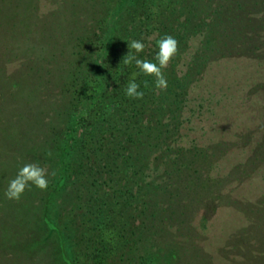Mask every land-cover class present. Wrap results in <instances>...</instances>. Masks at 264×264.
Instances as JSON below:
<instances>
[{
	"label": "rangeland",
	"instance_id": "1",
	"mask_svg": "<svg viewBox=\"0 0 264 264\" xmlns=\"http://www.w3.org/2000/svg\"><path fill=\"white\" fill-rule=\"evenodd\" d=\"M69 1L0 0V264H264V0H108L119 17L112 38L124 35L115 45L138 40L127 26L144 16L141 8L148 13L138 34L143 53L159 52L155 42L166 35L179 42L163 72L187 80L172 143L188 165L182 158L180 169L165 159L156 166L173 186L154 199L155 215L137 206L140 199L118 196L136 194L132 182H118L115 194L110 186L111 201L91 200L90 176L82 174L79 192L66 195L67 186L50 201L59 234L46 236L45 190L32 185L18 201L6 197L27 163L55 172L49 181L56 177L51 137L73 113L95 108L100 119L120 112L107 97L83 104L77 93L101 73L70 38L69 27L76 34L83 28L68 21ZM197 21L203 30L190 31ZM125 80L91 90L108 93ZM154 95L159 99L160 89ZM119 161L115 155L104 167Z\"/></svg>",
	"mask_w": 264,
	"mask_h": 264
},
{
	"label": "trees",
	"instance_id": "2",
	"mask_svg": "<svg viewBox=\"0 0 264 264\" xmlns=\"http://www.w3.org/2000/svg\"><path fill=\"white\" fill-rule=\"evenodd\" d=\"M67 7V15L70 18L68 21L78 26L80 24L83 28L76 34L72 29L73 26L69 27L70 38L71 40L74 39V42H76V39L77 45L81 46L80 53L82 56L88 57V66L99 67L98 70L101 73L99 79H102L100 81L98 77L93 78V84L81 87L77 93L84 94L83 104L90 103L93 98L96 99L95 96L97 98L100 95L107 97L110 101L120 105V112L110 110L113 112L111 115L102 116L100 119L95 108H88V112L82 114L73 113L66 125H61L54 136L51 137L50 146L52 149L49 152L51 154L49 159L55 165L57 164L58 171L56 177L49 181L47 190L41 196L44 200L41 218L46 228V236L52 231L59 234L57 223L47 213L51 208L50 201L54 200L58 192L67 186L69 190L66 195H72L76 191L79 192L80 187L77 183L82 174L90 176L89 185H92V188L91 190L87 188V190L92 194L91 200L106 202L102 197L107 195L111 201L112 198L109 195L111 187L114 189L115 194L121 189L116 187L118 182L127 181V184L132 182V184L135 183L138 186V192L133 194L125 189L124 192H121L122 194L117 193L118 196L123 195L126 202L130 197L134 198V202H138L135 198L140 199L141 202L137 206L148 210L150 215H155L153 208L156 201L154 199L161 193L170 194L169 188L173 186L168 174H161L158 170V172H155L156 166L165 159L171 161L170 166L173 165L175 169H180L177 164L182 158L183 160L180 162L183 163L181 165L185 167L188 165V162L184 161L185 155L183 152L176 150V146L172 143L186 95V78L182 75L173 74L176 73L175 70L165 72L168 87L166 90L160 89L162 97L156 99L154 93L158 88L155 84V77L141 72L136 67L135 62L131 65L124 64L123 59L130 53L139 59L157 63L158 51L157 53H137L129 47L121 48L119 45H115L119 39L112 38L115 36L112 34V30L119 17L115 14L112 8L113 5L109 4L108 0H70ZM136 13L134 12L138 18ZM139 13L144 16L136 19L135 24H128V35L132 34L139 41L145 42L143 38L141 40L138 38V34L142 31L143 20L148 13L144 8H141ZM189 25L192 32L203 30L202 24L198 21L196 24L190 23ZM213 27L208 29H214ZM123 36L119 40L121 44L124 41ZM157 44L155 42V45ZM117 66L122 68L117 69ZM133 72L138 73L136 82L140 85V90L144 92L142 99H135L126 95V88ZM110 74L114 76L112 77ZM174 77H176V80ZM124 78H126L125 86L118 83L113 84L110 91L105 92V88L109 85L108 79L115 83L117 79ZM74 79L72 78L73 83ZM145 81H147V87H145ZM97 82L105 86L102 92H97L95 89L91 90V88L96 87ZM87 89L88 91L85 92ZM73 90L77 91V87ZM94 102L91 104H94ZM105 108L107 109L106 105ZM93 110H95V113ZM44 151L47 152V150ZM151 154L153 162L156 160L153 168L147 171L146 168H148ZM115 155H119L120 167L116 163L113 169H110V167L109 169L105 168L106 161L109 158H115ZM103 159H106V161L103 162ZM115 172L119 174L117 176L116 174L113 175ZM164 173H167L166 170ZM135 174L140 178L137 181L134 180ZM183 180L186 183L189 179ZM103 186H105V189L101 197L96 196L100 194L99 192ZM84 187L85 185L81 182V190H85ZM79 199L80 197H78ZM151 204L153 207L149 208ZM141 223H135V226L139 227ZM61 256L64 261L70 263L66 255L62 253Z\"/></svg>",
	"mask_w": 264,
	"mask_h": 264
},
{
	"label": "clouds",
	"instance_id": "3",
	"mask_svg": "<svg viewBox=\"0 0 264 264\" xmlns=\"http://www.w3.org/2000/svg\"><path fill=\"white\" fill-rule=\"evenodd\" d=\"M159 52L157 53L156 60L158 63H154L148 60L139 59L137 56L127 54L123 59V63L131 65L135 62L137 68L140 69L146 75L155 77V84L158 89L166 90L168 87L167 79L163 70L166 69L179 51V42L172 35H166L158 41ZM129 49H134L135 52L140 53L144 51L145 44L139 40H132L128 43ZM138 73L133 72L131 79L126 88V95L135 98L142 99L144 92L140 90V85L136 82ZM145 87H147V81H145ZM49 155H51L49 153ZM55 175V172L49 173L44 167H41L36 163H27L19 169L15 178L11 179L5 195L10 200H20L26 190H29L32 185H35L41 190H47L49 186L48 176Z\"/></svg>",
	"mask_w": 264,
	"mask_h": 264
}]
</instances>
